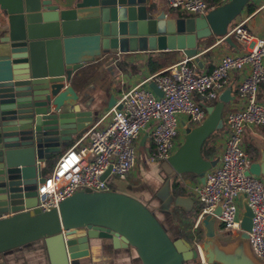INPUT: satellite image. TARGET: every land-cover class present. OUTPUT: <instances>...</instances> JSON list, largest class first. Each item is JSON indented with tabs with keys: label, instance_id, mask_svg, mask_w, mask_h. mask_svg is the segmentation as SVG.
Masks as SVG:
<instances>
[{
	"label": "water",
	"instance_id": "obj_1",
	"mask_svg": "<svg viewBox=\"0 0 264 264\" xmlns=\"http://www.w3.org/2000/svg\"><path fill=\"white\" fill-rule=\"evenodd\" d=\"M250 1L226 0L194 16H167L162 10L153 12L144 0H0V252L42 239L48 264H69L86 254L87 239L102 237L132 247L141 264H196L195 245L171 239L147 206L127 193L83 188L56 207H34L35 186L42 180L39 162L96 114L68 83L85 62L111 56L110 49H179L197 61V42L209 35L227 40L229 24ZM147 85L161 95L153 82ZM229 92L223 88L214 102L203 105L200 122L184 128L181 141L164 159L171 175H165L159 191H168L172 175L192 173L203 182L217 158H203L199 149L222 127ZM112 104L109 96L106 105ZM244 174L264 179L263 152L246 165ZM180 200L173 198L174 204ZM220 209L217 201L202 215L204 224ZM237 218L240 238L246 239L251 209L243 193ZM206 236H212L210 227ZM200 247L210 264H251L211 249L206 240Z\"/></svg>",
	"mask_w": 264,
	"mask_h": 264
},
{
	"label": "built area",
	"instance_id": "obj_2",
	"mask_svg": "<svg viewBox=\"0 0 264 264\" xmlns=\"http://www.w3.org/2000/svg\"><path fill=\"white\" fill-rule=\"evenodd\" d=\"M225 1L217 0V5ZM165 3L168 8L185 15L204 13L210 7L205 0H165ZM226 34H231L241 47L235 54H222L209 70L198 71L194 63L183 58L144 79L156 85L161 91L160 96L140 84L123 91L106 111L108 120L104 126L91 134L88 143L76 141L67 147L55 159L51 169L42 174V180L35 186L33 206L47 210L56 207L61 199L74 191L110 189V175L122 179L133 168L137 158L135 140L144 127L151 145L143 156L145 161L165 159L177 146L178 116H183L181 122L184 125L186 120L200 122L205 115L203 105L195 96L215 100L228 72L246 68L235 85L240 106L221 114L224 138L216 163L204 172L203 182L193 185L191 191L199 205L198 217L210 213L219 201L221 209L216 218L223 229L230 231H240L237 198L243 193L251 209L246 240L254 256L263 260L264 179L244 174L247 158L241 145V133L246 124L264 127V102L257 99L258 88L264 89V34L253 35L243 20L231 25ZM117 103L119 108H115ZM107 166L106 176L100 178ZM194 245L196 264H210L200 244Z\"/></svg>",
	"mask_w": 264,
	"mask_h": 264
},
{
	"label": "crops",
	"instance_id": "obj_3",
	"mask_svg": "<svg viewBox=\"0 0 264 264\" xmlns=\"http://www.w3.org/2000/svg\"><path fill=\"white\" fill-rule=\"evenodd\" d=\"M144 2L152 7L153 12L162 10L167 16H186L184 13L179 14L177 10L168 8L165 0H144ZM250 5L253 6L250 11L242 8L232 22L243 20L245 27L250 33L255 36H261L264 34V0H251ZM229 27L230 24L227 29ZM227 36V40L213 35L200 39L196 46L197 61L189 59V62L194 63L198 71H206L213 66L222 54L237 53L241 44L231 34H227ZM110 52L112 54L109 57H103L102 59L95 57L93 60L85 62L74 71L72 80L68 81L77 93L79 100L88 102L87 108L96 112V114L69 141L61 144L58 151L39 163L41 174L47 173L43 171L46 166V160L54 157L55 161L63 150L73 145L76 141H79V144H87L91 134L104 126L108 120V115L105 113L111 106L106 105L109 96L116 103L120 94L135 84H140V86L147 88L148 82L144 81L146 77L185 58L179 49L136 50L131 52H117L116 49H110ZM148 57L160 63V66L154 71H149L148 69ZM262 63L264 65V57ZM245 72L246 68L228 72L223 88H230L231 98L223 104L222 112L240 106V102L236 99L235 85ZM195 99L201 105L211 103L209 100L197 96H195ZM257 99L264 102V89L262 87L258 88ZM177 119L175 140L178 145L182 139L185 127H180L182 125L181 121L184 120L183 116L180 115ZM143 134L144 138L140 144L139 138ZM223 138V131H219L214 137L213 142L216 145L215 156L221 149ZM146 141L150 146L147 128L144 127L140 130L135 140L138 148L133 168L122 179H108L110 188L115 190L122 188V190L119 189L118 191L127 193L143 202L171 239L182 238L191 246H194L195 243L201 244L202 241L206 240L209 247L213 250H218L231 256L244 257L251 264H264V259L261 260L254 256L247 240L240 238V232L223 229L216 217L210 218L206 224L203 221L204 216L198 217V211H196L198 202L191 191L193 185L200 183L196 176L190 173L176 175L175 179L179 180V185L182 188L177 189L171 198L168 195L171 192L170 182H168V191L165 193L158 190L163 181H156L154 184L148 182L150 177L147 176V170H153L158 164L145 161L140 154L139 146L144 145ZM241 145L246 154L247 164L250 161L258 160L260 153H264V127L246 124L241 133ZM131 179L135 180L131 181ZM145 184L150 185V187H145ZM174 196L182 197L180 203L174 204ZM149 199L150 204L147 203ZM237 205L239 211V196ZM1 214L3 215V213ZM209 227L212 231V236L210 237L206 236ZM197 237H199L198 240H196ZM0 264H48L42 239H35L0 252ZM69 264L141 263L132 247L125 246L120 241L112 238L94 237L87 239L86 254L71 259Z\"/></svg>",
	"mask_w": 264,
	"mask_h": 264
},
{
	"label": "trees",
	"instance_id": "obj_4",
	"mask_svg": "<svg viewBox=\"0 0 264 264\" xmlns=\"http://www.w3.org/2000/svg\"><path fill=\"white\" fill-rule=\"evenodd\" d=\"M207 5L208 6H216L217 5V0H205ZM252 5H250V2L246 3L244 5L243 8H246L247 10H251L252 9ZM179 14H183L182 12H179L177 11ZM235 22H231L230 23V26L233 25ZM147 66H148V69L149 71H154L155 69H157L159 66H160V63L154 61L153 59H151V57H148L147 59ZM209 70V69H208ZM211 103L214 102L213 101H210ZM223 130V127H221L220 129H216L214 131H212L204 140L203 142L201 143V146H200V154L203 158H206V159H211V158H215V153H216V145L214 144V137L216 134H218L219 131H222ZM151 148V145L149 146V150ZM53 162H54V157H52V159H48L46 160V166L44 168V172H48L52 165H53ZM192 174V173H190ZM193 176H195L194 174H192ZM176 178V175H172L170 178H169V182H170V191L172 194H175V191L177 189H181L182 187L179 185V180L178 179H175ZM198 208H199V205H198ZM198 208L196 209V211H198ZM196 213V212H194Z\"/></svg>",
	"mask_w": 264,
	"mask_h": 264
},
{
	"label": "rangeland",
	"instance_id": "obj_5",
	"mask_svg": "<svg viewBox=\"0 0 264 264\" xmlns=\"http://www.w3.org/2000/svg\"><path fill=\"white\" fill-rule=\"evenodd\" d=\"M237 17V16H236ZM213 101V100H212ZM199 122V121H198ZM198 122H190V121H185V124L184 125H180V127L182 128H184V127H186L187 125H193L194 123L196 124V123H198ZM148 146H149V144H148V142L146 141V143L144 144V145H140L139 146V149H140V154L142 155V156H145L147 153H148V151H149V148H148ZM137 148H138V146H137ZM155 164H158V166L157 167H155L153 170H147L148 172H147V176L148 177H150V180L148 181V182H152L153 184H154V182H156V181H158V182H162L164 179H165V175H171V173H170V171H168L167 169H166V167L163 165L164 164V159H160V160H158V161H156V162H154ZM184 174V173H183ZM127 177V176H126ZM110 178H114L115 179V177L114 176H112V175H110L109 176V179ZM133 180H135V179H131V181H133ZM147 181H146V183H148ZM138 183V182H137ZM145 187H147V188H149L150 187V185H147V184H145L144 185ZM143 187V186H142ZM122 190V188H118V190ZM150 199L149 200H147V203L148 204H150ZM226 232H228V231H226ZM236 232H240V231H238V230H236ZM199 239V237H197L196 238V240H198Z\"/></svg>",
	"mask_w": 264,
	"mask_h": 264
}]
</instances>
